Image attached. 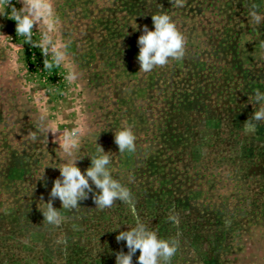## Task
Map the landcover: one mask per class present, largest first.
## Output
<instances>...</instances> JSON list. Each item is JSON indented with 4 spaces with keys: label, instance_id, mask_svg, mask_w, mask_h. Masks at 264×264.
<instances>
[{
    "label": "rangeland",
    "instance_id": "rangeland-1",
    "mask_svg": "<svg viewBox=\"0 0 264 264\" xmlns=\"http://www.w3.org/2000/svg\"><path fill=\"white\" fill-rule=\"evenodd\" d=\"M53 2L68 56L52 70L0 13V264H116L128 251L116 236L137 220L178 241L171 264H264V122L249 119L264 93V22L249 13L264 16V0ZM160 13L185 56L143 73L138 37ZM126 125L136 151L122 154L114 133ZM72 133L82 173L101 146L133 199L98 209L92 185L75 209L54 200L65 219L51 225L41 210Z\"/></svg>",
    "mask_w": 264,
    "mask_h": 264
},
{
    "label": "clouds",
    "instance_id": "clouds-1",
    "mask_svg": "<svg viewBox=\"0 0 264 264\" xmlns=\"http://www.w3.org/2000/svg\"><path fill=\"white\" fill-rule=\"evenodd\" d=\"M21 6L17 8L12 0H0V13L15 22L16 35L24 38V42L39 48L45 57L47 70L60 67L68 56V45L54 39V33L59 31L61 25L53 0H17ZM178 7L184 6V0H172ZM250 21L254 24L264 22V16L253 8L249 13ZM154 30L144 26L143 33L138 37L139 53L137 60L140 72L149 73L156 68H162L170 61H179L185 56L186 40L178 30L172 18L166 13L153 14ZM34 29L40 30V39L33 40ZM69 82L76 79V73L70 72L66 77ZM253 102L262 105L254 111L250 120L264 122V93L259 90L255 93ZM43 119V118H42ZM40 130L50 131L41 123ZM75 133L65 135L62 144V153L65 163L59 167L60 177L55 179L50 192V199L44 202L41 213L44 221L51 225H59L65 217L59 209L72 210L79 206L78 202L88 198L93 192L92 185L99 191L93 194V200L98 209L111 208L119 200L131 204L132 195L129 189L114 179L110 172L111 157L100 146L98 155L90 157L91 166L84 170L77 166L80 159H73L79 144ZM114 140L119 153H134L136 151V136L131 127L124 126L114 133ZM91 181V183H90ZM61 201V208L53 206L56 199ZM43 200V198H41ZM174 221L175 216L169 217ZM117 242L125 241L127 253H116V264H133V256L139 250L138 264H171L172 258L178 250V241L174 239L158 238L155 231L137 220L136 226L130 230L121 231L116 236Z\"/></svg>",
    "mask_w": 264,
    "mask_h": 264
},
{
    "label": "trees",
    "instance_id": "trees-1",
    "mask_svg": "<svg viewBox=\"0 0 264 264\" xmlns=\"http://www.w3.org/2000/svg\"><path fill=\"white\" fill-rule=\"evenodd\" d=\"M28 54H32V52L31 53H28ZM36 54V53H35Z\"/></svg>",
    "mask_w": 264,
    "mask_h": 264
}]
</instances>
